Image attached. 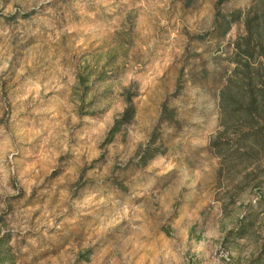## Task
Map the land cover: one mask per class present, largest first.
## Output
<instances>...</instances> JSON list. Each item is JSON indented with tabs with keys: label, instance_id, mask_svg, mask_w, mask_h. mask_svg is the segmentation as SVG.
Wrapping results in <instances>:
<instances>
[{
	"label": "clouds",
	"instance_id": "1",
	"mask_svg": "<svg viewBox=\"0 0 264 264\" xmlns=\"http://www.w3.org/2000/svg\"><path fill=\"white\" fill-rule=\"evenodd\" d=\"M0 264H264V0H0Z\"/></svg>",
	"mask_w": 264,
	"mask_h": 264
}]
</instances>
